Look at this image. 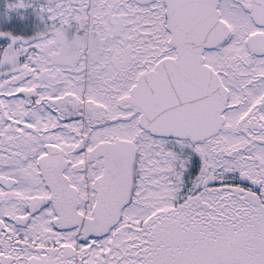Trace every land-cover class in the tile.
Wrapping results in <instances>:
<instances>
[{"label": "snow or ice", "instance_id": "snow-or-ice-1", "mask_svg": "<svg viewBox=\"0 0 264 264\" xmlns=\"http://www.w3.org/2000/svg\"><path fill=\"white\" fill-rule=\"evenodd\" d=\"M36 15L0 32V264H264V0Z\"/></svg>", "mask_w": 264, "mask_h": 264}, {"label": "trees", "instance_id": "trees-1", "mask_svg": "<svg viewBox=\"0 0 264 264\" xmlns=\"http://www.w3.org/2000/svg\"><path fill=\"white\" fill-rule=\"evenodd\" d=\"M16 0H0V32L24 38L35 36L45 27L44 22L36 15L33 5H40L42 0H25V8H9ZM30 6V7H29ZM7 43V37H0V45Z\"/></svg>", "mask_w": 264, "mask_h": 264}, {"label": "rangeland", "instance_id": "rangeland-1", "mask_svg": "<svg viewBox=\"0 0 264 264\" xmlns=\"http://www.w3.org/2000/svg\"><path fill=\"white\" fill-rule=\"evenodd\" d=\"M38 6H39L38 4H37V5H33V10H36V9L38 8ZM29 7H30V6H29ZM40 20H41V19H40ZM41 22H42V21H41ZM42 28H44V27H41V29H42ZM40 31H43V30H40ZM21 59H23V58H21Z\"/></svg>", "mask_w": 264, "mask_h": 264}]
</instances>
